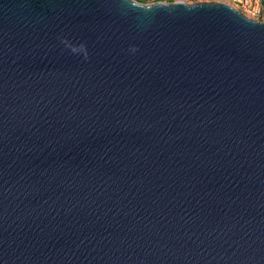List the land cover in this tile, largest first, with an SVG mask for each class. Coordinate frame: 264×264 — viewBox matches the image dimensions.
Here are the masks:
<instances>
[{"label":"water","instance_id":"water-1","mask_svg":"<svg viewBox=\"0 0 264 264\" xmlns=\"http://www.w3.org/2000/svg\"><path fill=\"white\" fill-rule=\"evenodd\" d=\"M0 264H264V23L0 0Z\"/></svg>","mask_w":264,"mask_h":264},{"label":"built area","instance_id":"built-area-1","mask_svg":"<svg viewBox=\"0 0 264 264\" xmlns=\"http://www.w3.org/2000/svg\"><path fill=\"white\" fill-rule=\"evenodd\" d=\"M166 0H146L148 3L164 2ZM179 1V0H172ZM198 2H220L233 7L247 18L264 23V0H189ZM182 2V1H181Z\"/></svg>","mask_w":264,"mask_h":264},{"label":"clouds","instance_id":"clouds-1","mask_svg":"<svg viewBox=\"0 0 264 264\" xmlns=\"http://www.w3.org/2000/svg\"><path fill=\"white\" fill-rule=\"evenodd\" d=\"M145 2H146V0H145ZM153 3H156V2H153ZM145 4H150V3H145ZM66 44H67V42L66 41H64ZM69 47H71V51L73 52V53H78V52H82V51H84V46L83 45H81V46H79V47H72L71 45H69Z\"/></svg>","mask_w":264,"mask_h":264},{"label":"rangeland","instance_id":"rangeland-1","mask_svg":"<svg viewBox=\"0 0 264 264\" xmlns=\"http://www.w3.org/2000/svg\"><path fill=\"white\" fill-rule=\"evenodd\" d=\"M134 1H139V0H134ZM179 1H182V2H184V3H192V2H190L189 0H179ZM165 3H172V2H174V1H172V0H166V1H164ZM146 3V2H145ZM148 3V2H147Z\"/></svg>","mask_w":264,"mask_h":264},{"label":"trees","instance_id":"trees-1","mask_svg":"<svg viewBox=\"0 0 264 264\" xmlns=\"http://www.w3.org/2000/svg\"><path fill=\"white\" fill-rule=\"evenodd\" d=\"M137 2H139V3H145V0H139V1H137Z\"/></svg>","mask_w":264,"mask_h":264}]
</instances>
